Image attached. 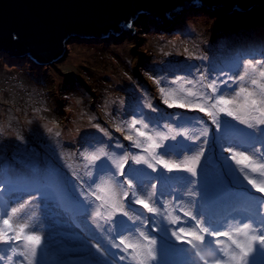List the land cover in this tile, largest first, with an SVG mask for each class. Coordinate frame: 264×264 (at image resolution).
Here are the masks:
<instances>
[{
  "label": "rangeland",
  "instance_id": "374dc122",
  "mask_svg": "<svg viewBox=\"0 0 264 264\" xmlns=\"http://www.w3.org/2000/svg\"><path fill=\"white\" fill-rule=\"evenodd\" d=\"M263 16L264 7H260L250 13H235L231 16H225L220 12L208 13L192 10L180 13L174 18L171 26L166 27L150 19L143 20L136 24L137 32L133 34L125 30L119 36H111L107 40L94 42L72 40L67 46L66 58L59 63L46 66H39L27 57H13L0 52V61H3V64H0V79L5 74L11 75L12 73L9 71L16 68L21 71L22 76L29 77L28 79L35 89L38 90L41 86L44 88L42 95H33L42 98L43 105L39 103L36 105L37 107L33 108L27 104L30 103V100L20 101L17 96L15 98L9 94V90L14 88V84L17 83L9 80L0 82V228L4 227L3 219L9 217H11L14 227L20 224L28 225L25 234L39 235L41 246L49 249L48 256L57 255L60 264H71L74 259L81 256V253H75L82 249L80 245L84 246L81 250L82 253L86 252L87 254L85 246H89L91 243L88 234L99 236L100 238L96 242L91 243L93 252L89 249L87 255L91 264H103L102 261H107L104 244L101 242L100 220H102V215L97 216L98 208L92 196L97 197L100 193H105L106 197L113 195L112 192L106 191L111 186L114 195L121 197V193L128 191L126 182L131 179L133 184L137 185V197L147 199L149 194L152 197L154 179L158 175V166L160 165L150 157L148 158L153 164L152 168L146 164H136L129 159L125 170L128 167L131 170V176L125 177L120 175L116 165L112 163V160L124 155L148 156L142 149L136 148L132 141L125 142L122 139V137L132 135L143 140V138L136 137L135 131L129 128L130 122L137 120L133 118L140 107L136 99L142 98L141 93L143 92H137L133 87V80L128 78L127 73H122V65L130 66L140 56L142 57L141 63L146 65L142 73L146 74L149 81V85L145 86V94L153 103L150 105L161 104L165 112L174 111L173 107L164 103V97L160 92V89L164 88L173 94L168 97L169 100L171 101L174 97L179 103H185L183 108L188 112H183L180 109V112L179 110L176 112L178 116L176 115L175 121L170 120L164 128L153 129V127H157L156 123L160 121L162 123L163 120L159 119L158 114L149 111L146 114L149 118L146 119L147 116L144 118V123L148 125V128L140 129L139 124L136 125V128L145 131L147 135L159 132L171 137L176 133H184V135H177L175 140H163L161 143L163 147L156 149L157 154L169 162L183 166L185 161L190 162L192 157L202 153L197 165V175L193 176L184 171V180L180 184L182 185V199L185 198L184 209L187 212L193 211L195 198L200 191L197 182L200 180L205 182L206 189L214 196H219L224 192L227 189L226 179L222 180L224 172L219 167L212 168L209 165V159L218 160L223 164L221 159H216L222 156V153H243L249 157L251 153L246 152L250 150L243 149L237 143L229 150L227 145L220 140L217 131L221 130L226 134L228 131H232L229 129L235 128L240 138L246 140L256 132L263 139L264 130L254 131L223 113H218L221 123L214 124L211 117L204 118L205 113L198 110L197 106L200 105V102L205 103L198 96L211 97L223 93L226 98L232 99L239 92L241 85L249 90L258 91L256 86L248 82V77L243 82L239 80V77L244 75L245 70H248L249 64L258 66L264 64V39H261L258 30L264 27ZM240 19L248 27L254 28L257 32L256 37H259L258 42H251L253 44H250V47L246 45L241 49L235 47L237 41L234 35V31L240 25ZM197 27L200 37L196 34ZM153 39L160 42L167 40L168 43L169 41L179 42L182 43V46L186 44L192 47L194 43L196 45L193 47L195 52L200 53L192 55L181 53L171 57L177 52H181L175 48L172 49L173 51L163 49L165 50L163 54L155 55L152 50ZM225 51L228 56H225ZM139 52L141 53L139 54ZM220 56H223L222 60ZM133 58L134 60H132ZM175 62L181 65L171 69L172 63ZM212 63H214L213 66ZM163 64L166 68L157 70L156 66ZM230 64L234 66L232 67ZM148 65L154 66L156 69ZM85 70L90 76L85 74ZM188 70L189 72H187ZM79 75H82L86 80L85 87L89 88L91 85L94 89L96 95L93 96L96 97H93L92 100L88 98L92 105L100 107L104 115L108 113L106 123L98 122L93 116L89 119L85 116L84 108L87 100L83 98V92L77 89V85H80L81 82L74 78ZM250 75L254 74L250 73ZM93 76L99 80H105L108 87L94 82ZM10 77L15 79V75ZM209 84H215L220 92L214 94L212 88L208 87ZM84 86L82 88H85ZM28 91L33 92L31 89ZM189 91L197 93V95L190 96L188 95ZM40 98L39 100H41ZM242 101L243 97H240L237 103H242ZM214 102L213 99L207 100L208 105ZM12 108L15 110L13 111ZM88 109L86 110L88 111ZM170 118L172 119V115ZM206 118L209 120L208 124L205 122ZM178 120H182L181 126ZM205 129L207 135L204 134ZM55 138L57 139L56 144H54ZM225 138L228 136L225 135ZM182 143H190V148L185 149L186 147L179 146ZM164 148L169 149V153L161 152L159 154V151ZM101 149L111 157L108 159L106 167L102 166L100 161L106 160L103 156L95 162L85 158L86 156L100 155ZM178 149H183L182 156L178 152L176 153ZM65 151H70L73 156L67 158L69 156ZM55 153L61 160L60 164L56 160ZM259 164V162H253L250 171L243 165L240 166L250 179L257 180L261 177L264 179L258 168L257 171H252V168ZM70 165H72L71 169ZM98 165H101L99 170L97 169ZM32 167L35 169L32 170ZM92 169L100 172H97L96 178L99 184L98 189H105V191L97 189L88 197H84L85 194L81 192V187L88 185V173ZM43 179L47 182L48 187L45 190L35 189L33 184L40 183ZM16 181L20 188L13 192L12 187ZM122 183L123 186H121ZM85 200H89L90 211L85 212V217L82 220L72 221L69 211H77L79 204ZM91 200L93 203L90 202ZM124 202L125 210L128 212L127 216L137 221H146V210L145 213L144 211L139 213L128 208V203H133L136 209L143 210L142 205L134 203L133 198L126 199ZM21 204H23V208L13 216L12 209L20 208ZM103 204L108 214L110 209L104 202ZM51 205H55V208H50L54 209V214L49 212ZM64 208H69V211L65 212ZM120 215L119 212L114 213L112 219L119 222L122 220L118 219ZM164 216L163 212L162 217ZM54 219L60 221L59 226H54ZM85 224L90 232H94H86ZM52 226L55 227L56 236H63L64 241L69 238L77 246H73L72 243L65 245L52 240V236L45 230ZM159 226L162 225L159 224ZM69 227H72V230ZM140 230L142 231L141 228ZM12 234L9 233V235ZM137 241L144 246L141 239H137ZM22 243L21 241L20 244ZM59 246L66 252L75 251L74 256L63 257ZM11 247H17V242L13 241L7 245L0 242V255H10ZM97 248L100 251H97ZM48 256L41 255V251L38 249L36 264H46ZM20 261L14 260V264H20ZM0 264H8V262L0 261Z\"/></svg>",
  "mask_w": 264,
  "mask_h": 264
},
{
  "label": "snow or ice",
  "instance_id": "6c2138e0",
  "mask_svg": "<svg viewBox=\"0 0 264 264\" xmlns=\"http://www.w3.org/2000/svg\"><path fill=\"white\" fill-rule=\"evenodd\" d=\"M250 73L254 75H250ZM246 77L249 78L248 82L256 86L258 91L249 90L241 85L239 92H237L232 99L226 98L223 93L211 97H199V99L205 101V103L198 105V110L211 117L213 123L217 125L221 123L218 119V113H223L254 131L259 132L264 130V83H261V81H264V64H260L259 66L257 64H249L248 70H245L244 75H241L239 80L243 82L246 80ZM189 83H191V81H189ZM208 87L212 88L214 94L220 92L215 84H209ZM160 92L164 97V103L169 107L184 106V104L179 103L174 97L170 101L168 97L173 96V94L169 93L166 89L161 88ZM188 95L196 96L197 93L189 91ZM240 97H243V101L242 103H237ZM209 99H213L215 102L208 105L207 100ZM152 110L155 111L154 108ZM137 124L140 125V129H147L148 125L145 124L143 120H132L129 124V128L135 131L136 137L143 138V140L137 139L132 135L126 136L125 139L132 141L136 148L142 149L148 154V156L124 155L112 160V163L116 165L121 176L128 175L125 170V165L128 163L129 159L136 164H146L148 167L152 168L153 164L148 157L169 172L185 171L191 173L193 176L197 175V165L202 153L192 157L190 162L185 161L182 166L181 164L163 159L161 155H158L156 152V149L163 147L160 141L169 139L175 140L177 135H184V133H176L171 137L159 132L154 135H147L145 131L136 128ZM169 131H171V129H169ZM204 134L207 135L206 129ZM101 156L106 159H111L103 149H101L100 155L86 156L85 158L95 162L96 160H100ZM232 159L235 160L238 165H243L245 168L253 164L250 157L243 153H233ZM257 168L260 171V175L264 176V163L259 164L257 167H253L252 171H257ZM245 178L257 192L264 194V182L257 184L256 181L247 176H245ZM126 183L128 191L121 193L122 198L114 195V190L111 186H109L106 191L112 192L113 195L108 196L107 199L102 196H97V199L103 200L110 209V212L106 217L107 219L111 220L112 215L117 212L127 216L128 212L125 210L126 204L124 201L129 198H133L134 203L142 205V207L149 212L156 211L155 208L150 207L148 202L137 197V185L133 184L131 179ZM98 191H105V189H98ZM22 208L23 204H21L20 208H13L12 215L15 216ZM100 215L101 214L98 211L97 216ZM185 215L191 214L186 212ZM193 218L195 219L194 216ZM259 223L260 227H254L252 223H244L242 227H237L234 233L222 229L217 230L210 226H200L198 223V231L186 233L190 239L182 240V242L190 243L194 248L198 249L207 244L206 255L211 259H206L205 255H201L199 250L196 252V255L199 256L202 261V264H251L249 260L250 254H253L254 251L256 253L264 252V216H261ZM3 226V228H0V242L7 245L14 241L17 242V247L10 248V255H0V261H7L8 264H14V258H22L20 264H25V262L26 264H36L38 249L41 247L42 243L41 237L35 233L25 234V229L28 227L26 224H20L19 226L14 227L11 222V217L3 219ZM9 233L13 234L9 235ZM181 234L185 235L184 229H181ZM205 236L212 237L213 239L205 240ZM220 237L227 238V240L231 241V245L234 247L225 246ZM177 239H180V236H178ZM21 241L23 242L22 244H20ZM154 243L155 241H149L150 245ZM120 244L124 245L121 251L131 249L130 254L132 255V258L137 261V264H146L148 258H155L151 247L145 248L143 245L127 242L126 239H121ZM97 251H100V249L97 248ZM255 256L256 255H253L252 259ZM224 257H227V259H224ZM121 259H123V257H121Z\"/></svg>",
  "mask_w": 264,
  "mask_h": 264
},
{
  "label": "water",
  "instance_id": "95a60500",
  "mask_svg": "<svg viewBox=\"0 0 264 264\" xmlns=\"http://www.w3.org/2000/svg\"><path fill=\"white\" fill-rule=\"evenodd\" d=\"M260 7L264 0H0V52L52 65L72 40L133 34L143 20L166 26L191 10L231 16Z\"/></svg>",
  "mask_w": 264,
  "mask_h": 264
},
{
  "label": "clouds",
  "instance_id": "9594fccd",
  "mask_svg": "<svg viewBox=\"0 0 264 264\" xmlns=\"http://www.w3.org/2000/svg\"><path fill=\"white\" fill-rule=\"evenodd\" d=\"M166 26H171V25L169 24V25H166ZM166 26H164V27H166ZM179 121L180 120H178V122ZM179 124H180V126L182 125L181 122H179ZM233 129L234 130H232V131H236L235 128H233ZM217 132H218V136H219L220 140H222L227 145V140H226V138L224 139V137H225V135L228 134V132H231V131H228L226 134L222 133L221 130H219ZM253 135H258L259 136V134L256 132V133H252L247 139L251 138V136H253ZM259 138H261V137L259 136ZM235 144H236V142H234L233 145H231L229 147L227 146L228 149L230 150ZM237 144L240 145L238 142H237ZM190 145H191L190 143H188V144H183L182 143L179 146H182L184 148L186 147L185 149H189L190 148ZM241 147L243 149L250 150V151H246V152H250L251 153L250 157H251V160L253 162H259L260 164L261 163H264V142L261 143V144L259 142H256L255 145L252 146V147H243V146H241ZM254 149H255V151H254ZM182 150L183 149H181V150L178 149L176 151V153L178 152V154H180V156H182L183 153H184ZM161 152L162 153H166V152L169 153V149L164 148ZM161 152H159V154ZM233 153L234 152H226L224 154L222 153V156L216 158V159H219V160L221 159L223 164L219 163L218 160L215 161L214 159H211V160L209 159V165L212 168L219 167V169H222L223 170L224 173H223V176H222V180L226 179V181H227V189H229V185L230 184H234V185H236L235 188H237V189H244L246 191V193H247V196H251V195L252 196H257V197L259 196L260 197L259 200H263V208H261V211L260 212H261V214L263 213V216H264V194L257 192L256 189L253 188L252 185L248 183V181L245 182L244 185L241 182H239L240 171L241 170L243 171V169L241 168L240 165H238L237 163H234L235 164V172H236L235 175L234 174L232 175V173L227 168V163L229 162L230 158H232ZM250 167L251 166L247 167L249 169V171H250ZM126 172L128 173V175H125V177H130L131 176V170L128 169V167L126 169ZM179 173L181 174V176H180L181 177V180L178 183V185H179L178 191L179 192L177 191V188L175 189V191H176V193H179L181 195V201L183 202V201H185V198L182 199V197H183L182 196V194H183L182 193V185H180V184L184 180V171H172V172H169L167 169H165L161 165H159L158 166V175L154 179V184H155V180L157 178L160 177V178H162V179L165 180V177H167V180H165L166 181V186H165V189H164V193L165 194L166 193L169 194L166 197L174 198L176 195L173 196L175 194V192H174V190L173 191L170 190V186H169L170 185V182L168 180H175L176 181V174H179ZM259 179L260 180H264L262 177L259 178ZM254 181H256V180H254ZM141 183H142V181H141ZM34 184L35 185L38 184V185H41V186L44 184L45 185L44 187H40L42 189L43 188L46 189L48 187V184H47V182L44 179H43L42 182H40V183H34ZM34 184H33V187H34ZM197 186L199 187L200 191L198 193V196L195 198L194 209H193L192 212H187L185 210V213L187 212V213H190L191 215H185L184 216V218H183V220L181 222L183 225L179 226V229H178L181 243H183L182 240H185V239H183L181 237L187 236L186 233L193 232V231H198V227H197L198 223H199L200 226H207V225H205L202 222V216L200 214V209L203 207L204 202H202V201L197 202L196 199L198 197H200V193L201 192H206L208 194H211V192L206 189L205 182L203 180L198 181L197 182ZM12 188H13V190H12L13 192L18 191V189L20 188V186L18 185V181H16V184ZM34 188L35 189H38L36 187H34ZM172 192H174V193H172ZM152 194L154 196V187H153V193ZM133 205H134L133 203H128V208L132 210V208L130 206H133ZM134 207H135V205H134ZM50 208H55V205H51L49 207V212L51 214H54L55 213L54 209H50ZM78 210H79V207H78ZM134 210L137 211V210H140V209H136V207H135ZM143 210H144V213H145V210L146 209L143 208ZM64 211L65 212H68L69 211V208H64ZM168 213H169V210H168ZM168 213L166 214V211H164V215L165 216L162 217V219L160 220V223L158 222L157 227H156V233H157V235H155L151 239L149 238V234L147 233L146 229L145 228L143 229L142 223H140L139 221H137L135 219L133 221L139 224V230L137 232L140 233V237L139 236H129L126 233H123V236L119 239V238L116 237V235H118V234H120L122 232L128 231L127 227L124 226V227H121L119 229L116 227L115 230H117L118 232L114 233L113 230H112L113 227L107 226V227L102 228V225H101V229H102L101 242L104 244V248H105L104 249V253L106 254V257H107V261H102L103 264H137V261L134 260L132 258V255L130 254L131 253V249H128L126 251H121V253L119 254V257H117L118 256V249H123L122 245L120 244V240L121 239H126L127 242L137 243V244H139L138 241H137V239H141L143 241V243H144V247L145 248L151 247L153 249V256L155 258L154 259L153 258H148L146 260V264H152V262H156L157 264H173L174 263L173 262L174 259H171L170 258L169 252H172L175 249V246L179 245V243L176 241L177 239H174V237H172L170 235H163L162 236L160 234V232L157 231V228H158L159 224L162 225L160 227H168V228H170V224H169V221H167V217H171L172 215H174L173 214L174 211H173V213L171 215L168 214ZM255 213H256V211H255ZM145 215H147V213ZM69 216H71L72 221H80V220L83 219V218H80V219L75 218L74 212L72 210L69 211ZM193 216L195 217V219L193 218ZM254 218H255V215L253 217L248 216L247 219H245L243 221L245 223H252L253 224V219ZM147 221H148V216H146V222ZM114 223L118 226L120 223H122V220L119 221V222H114ZM101 224H102V222H101ZM59 225H60V221L58 219H54V226H59ZM54 226H52L51 228H45V230L52 236L51 237L52 240H56L57 243H61V244L63 243L65 245H69L70 243H72L73 246H75V247L77 246L76 244H73L74 242L71 241V239H69V238L66 239L65 241L63 239L64 238L63 236H61V237L58 238V236H56L57 235L56 230H53V228H55ZM133 226H136V224H133ZM208 226H210V227H212L214 229H217V230H221L222 229L224 231H230V232H233V233L235 232L232 228H230L228 230V229H226L225 226H221V225H218V224H216L214 226H211V225H208ZM253 226L255 227L254 224H253ZM85 228H86V224H85ZM140 228L142 229V231L140 230ZM69 229L72 230V227H69ZM181 229H184L185 230V235H182L181 234ZM83 230H84V228H83ZM87 231L89 233H93L94 232V231L93 232H90L86 228V232ZM88 237H89L91 243L96 242L98 240L97 237L91 236L90 234H88ZM188 238L190 239V237H188ZM209 238H211V237L205 236V240H207ZM149 241H155V243L150 245L149 244ZM224 241H229V240H223L222 242H224ZM167 242L168 243H171L172 246L166 247L165 245H166ZM229 242L231 244V241H229ZM91 243H90L89 246H85V248H87V254H89V249H91V251H92V247L93 246H92ZM80 246H81L82 249L84 248V246H82V245H80ZM42 247H44V246H41L39 249H41ZM108 247L111 249V251H109L107 249ZM81 250H79V252H75L73 250L72 251H69V252H66V251H64V249L62 247H60V251H61L63 257L64 256H74V252L75 253H81V256H79L78 258L74 259V261L71 264H91L90 263V258L88 257V255L86 254V252L85 253H82ZM48 251H49V249H48ZM48 254H47V256H48ZM93 255H94V253H93ZM253 255H254V253L251 255V257ZM52 256H50V257L48 256L49 258H48L46 264H50L51 259H52L51 258ZM55 256L57 257V255H55ZM76 256H78V255H76ZM109 256H110V259H109ZM121 257H123V259H121ZM191 258H192V256L190 254L186 255V257H185V259H191ZM20 259L21 258H15L14 260L16 262H19ZM113 259L116 260V263H114ZM224 259H227V257H224ZM58 264H60V260H59V263Z\"/></svg>",
  "mask_w": 264,
  "mask_h": 264
},
{
  "label": "trees",
  "instance_id": "16d2710c",
  "mask_svg": "<svg viewBox=\"0 0 264 264\" xmlns=\"http://www.w3.org/2000/svg\"><path fill=\"white\" fill-rule=\"evenodd\" d=\"M191 12V11H190ZM264 17V16H263ZM263 20H264V18H262ZM255 20V19H254ZM262 23V22H261ZM239 24L240 25H238V29H236L234 32H235V39H236V41H237V43L235 44V47H239L240 49L242 48V47H245L246 45H249V47H250V44H253V43H251V42H258L259 41V37H256V35H257V32L255 31V29L254 28H251L250 26L248 27V25L247 24H245V22H242V20L240 19L239 20ZM263 29H264V27H263ZM257 30V29H256ZM239 31V32H238ZM141 32V31H140ZM138 33H139V31H138ZM196 34H197V36L198 37H200V33H199V30H198V27L196 28ZM92 42H94V41H92ZM163 44H167L166 46H164ZM194 46H196L194 43H193V47ZM191 45H186V44H184V46H182V43H179V42H176V43H172L171 41H169V43H168V41L167 40H165V41H162V42H160V41H158L157 39L155 40V39H153V42H152V50L154 51V53H155V55L156 54H163L164 53V51L166 50V51H168V50H171V51H173L172 49H175V48H177V50H181V52L180 53H176V54H174V55H172L171 57H173V56H176L177 54H181V53H186L185 55H192V54H198V53H200V52H195V50H194V48H193ZM219 48H220V46H218ZM238 48V49H239ZM163 49H165V50H163ZM228 50H229V48H228ZM141 52H139V54H140ZM142 56H144V54H141ZM223 55V54H222ZM225 56H228V54H227V52L225 51ZM141 57V56H140ZM140 57H138V58H136L135 60H134V58L132 59V60H134V62L133 63H131L130 64V66H123L122 64V67H123V70H122V73H127L128 75H129V79L130 80H133V87H134V89L137 91V92H139V93H141V91L143 92V93H141L142 94V98H139V99H136L137 101H138V103H139V110H137L136 112H135V116L133 117V118H136L137 120H143L144 121V118L147 116L146 114H148L149 113V111H152V112H154V113H156V114H158L160 117H159V119H161V120H163V122L161 123V121L159 122V123H156V125H157V127H153V129H156V128H158V129H161V128H164V126H166V124L171 120V121H175L176 120V118H177V114H176V112L179 110V112H180V109L181 110H183V112L185 111V112H188L187 110H185L183 107H173L172 108V110H174V111H169V112H165V110H164V108H163V106L161 105V104H159L158 106H156V105H151V108H150V104H153L150 100H149V97L145 94V89H146V85H149V81L147 80L148 78L146 77V74H143L142 73V70H143V68L146 66L144 63H141L142 62V57L140 58ZM149 57V56H148ZM220 57H222L221 58V60L223 59V56H220ZM145 58H147V57H145ZM162 59V58H161ZM138 61V62H137ZM0 64H3V61H0ZM137 65V66H136ZM165 64H163V65H160V66H156V67H158V69L157 70H162V68H166L165 66H164ZM177 65H178V67L181 65L180 63H178V62H175V63H172V66H171V69H174V68H176L177 67ZM212 66L214 65V63H212L211 64ZM232 67L234 66L233 64H230ZM149 67H151V68H154V66H151V65H148ZM140 69V70H139ZM154 69H156V68H154ZM189 69H191V68H189ZM10 73H12L11 75H3L2 76V78L0 79V82L1 81H7V80H9V81H12V82H14V83H17V84H14L15 86H14V88H11L10 90H9V94H11V95H13L14 97L15 96H17V98L21 101V100H27V101H29L30 100V103H27V104H29L28 106H31V107H37L36 105H38L39 103L40 104H42L43 105V100H42V98H40V97H38L37 98V96H33V95H42L43 94V91H44V88L41 86V87H39V89L37 90V89H35L34 88V86H33V84H32V82L30 81V79H28L29 77L27 76H22L21 75V71L20 70H18V69H16V68H14V69H11L10 71H9ZM85 72V74L87 75V76H90V74L85 70L84 71ZM187 72H189V70L187 71ZM14 76L15 75V79L14 78H11L10 76ZM139 77V79H137ZM75 78V80H78L79 82H81L80 83V85H77V89L79 90V91H81V92H83V98L84 99H86L87 100V103H86V107L84 108L85 109V116L89 119L91 116H93V117H95L96 118V120L98 121V122H102V123H106L105 121H106V118L109 116L108 115V113L106 114V115H104L103 113H102V111H101V108L99 107V108H97V107H95V106H93L92 105V103H91V101H89V99L88 98H90L91 100H92V98L93 97H96V96H93V95H96L95 94V92H94V89L92 88V86L91 85H89L90 87L89 88H87V87H85L84 85V83H86V80L84 79V77L82 76V75H79V76H76V77H74ZM93 79H94V82H96L97 84L98 83H100L101 85H103V86H107L108 87V85H107V83H106V81L105 80H103V79H98V78H96V77H94L93 76ZM164 79V78H163ZM92 84H93V82H92ZM30 86H33L32 88L30 87ZM85 87V88H82V87ZM5 89V88H4ZM29 89H31L33 92L32 93H30L28 90ZM97 96H99L98 94H97ZM198 97H200V96H198ZM16 98V97H15ZM39 98L41 99V100H39ZM88 101H89V103H88ZM46 104H48L47 102H45ZM20 104V103H19ZM184 105H185V103H183ZM200 104H202L201 102H200ZM10 106V105H9ZM10 107H12V106H10ZM87 108H89L88 109V111L86 110ZM155 109V111H153L152 109ZM13 109V108H12ZM15 109H13V111H14ZM90 110V111H89ZM92 110V111H91ZM95 111H97V112H95ZM22 112H24L23 110H22ZM88 112V113H87ZM201 112V111H200ZM14 113V112H13ZM80 113H81V111H80ZM145 113V114H144ZM204 113V112H203ZM167 114V115H166ZM171 115H172V119L170 118L171 117ZM177 115V116H176ZM176 116V117H175ZM183 116H185V115H183ZM208 115H206L205 114V116H204V118L205 117H207ZM149 117L147 116L146 117V119H148ZM180 118V117H179ZM145 119V120H146ZM130 120V119H129ZM179 122H181L182 123V120H180ZM206 122L207 123H209V120H207L206 119ZM94 124H95V121H94ZM229 130H234V129H229ZM119 135V134H118ZM122 139L125 141V142H127L128 140L127 139H125V137H122ZM56 141H57V139L55 138V142H54V144H56ZM160 143H162V141L160 142ZM30 151V150H29ZM28 151V152H29ZM162 151V150H161ZM161 151H159V152H161ZM55 152V151H54ZM65 152H67V155L69 156V157H67V158H70V157H72L73 155H71L70 154V151H65ZM64 154V153H63ZM55 156H56V153H55ZM56 160H57V162H58V164H60V159L56 156ZM101 161V164H102V166H104V167H106L107 166V164H108V159H106L105 161L102 159V160H100ZM104 162V163H103ZM72 165H73V163H72ZM72 165H70V169L72 168ZM101 168V165H98L97 166V169L99 170ZM35 169V167H32V170H34ZM98 170H95V169H92L89 173H88V185L85 187L84 185L81 187L82 189H81V192L83 193V194H85V196L84 197H88L89 195H90V193L92 194L93 192H96L97 191V189H98V186H99V184H98V181L96 180V178H97V176H98V173H100ZM98 172V173H97ZM121 183V182H120ZM121 186H123V183H122V185ZM99 196H102V197H104L105 199H107V197H106V195H105V193L104 194H101L100 193V195ZM93 198H94V202L95 203H97L98 205H101V206H104V204H103V201L101 200V199H97V197H95L94 195L92 196ZM89 202V200H85V201H82V202ZM81 202V203H82ZM91 203H93V201L91 200L90 201ZM79 206L82 208V209H84L82 206H81V204H79ZM89 207L87 206V208H85L88 212H89V209H88ZM125 218H127V216L126 217H124V216H122V214L120 215V217H118V219L120 220V219H122V220H124ZM117 219V220H118ZM101 222H102V224L101 225H103L104 223H105V219H102V220H100ZM111 221L112 222H117V221H114V219H111ZM53 230H55V228H53ZM57 238V237H56ZM59 238V237H58Z\"/></svg>",
  "mask_w": 264,
  "mask_h": 264
},
{
  "label": "bare ground",
  "instance_id": "6f19581e",
  "mask_svg": "<svg viewBox=\"0 0 264 264\" xmlns=\"http://www.w3.org/2000/svg\"><path fill=\"white\" fill-rule=\"evenodd\" d=\"M259 32H260V37L261 39H264V29L263 27L262 28H259L258 29ZM245 176H247V174H245L242 170L240 171V177H239V182H241L243 185L245 184V182H247L248 180L245 178ZM248 177V176H247ZM249 178V177H248ZM262 182H264V180H256V183L257 184H261ZM43 190H45V188H43ZM41 199H42V196H41ZM147 202L148 203H151L152 200L151 199H147ZM157 231L160 232V234L163 236V235H170L172 237H178L179 236V233L178 232H174L171 228H168V227H160L158 226L157 228ZM264 258V257H263Z\"/></svg>",
  "mask_w": 264,
  "mask_h": 264
}]
</instances>
